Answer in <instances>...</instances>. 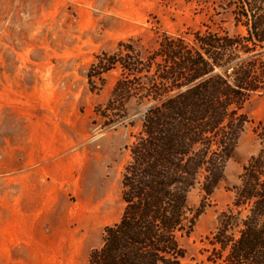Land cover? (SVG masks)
Segmentation results:
<instances>
[{
  "label": "trees",
  "instance_id": "1",
  "mask_svg": "<svg viewBox=\"0 0 264 264\" xmlns=\"http://www.w3.org/2000/svg\"><path fill=\"white\" fill-rule=\"evenodd\" d=\"M209 17L228 14L235 28L161 33L142 52L134 40L94 56L91 91L117 76L99 115L107 125L129 117L121 173L123 209L103 228L87 264H180L183 239L219 185L248 122L244 105L264 93V0H195ZM96 80L99 81L96 85ZM131 104V106H129ZM258 150L242 167L231 204L204 237L196 264H264V120ZM199 189L197 205L189 193Z\"/></svg>",
  "mask_w": 264,
  "mask_h": 264
},
{
  "label": "rangeland",
  "instance_id": "2",
  "mask_svg": "<svg viewBox=\"0 0 264 264\" xmlns=\"http://www.w3.org/2000/svg\"><path fill=\"white\" fill-rule=\"evenodd\" d=\"M211 12L195 0H0V141L12 131L14 115H22V125L29 118L44 117L62 124L71 139L77 136L67 151L79 185L71 195L77 202L76 219L72 212L61 245L53 236L45 255H0V264H87L91 249L101 244L103 228L116 222L123 209L121 173L130 130L125 126L129 117L105 125L99 115L117 72L104 74V84L91 91L88 67L95 55L112 52L128 39L146 52L156 46L161 33L176 35L204 28V23L240 31L228 14L210 18ZM244 111L248 122L219 185L183 239L180 264H196L201 258L204 237L214 229L219 212L231 204L242 167L258 150L254 127L264 120V93L253 94ZM201 196L193 189L190 203L197 205ZM91 199L94 209L89 208Z\"/></svg>",
  "mask_w": 264,
  "mask_h": 264
},
{
  "label": "crops",
  "instance_id": "3",
  "mask_svg": "<svg viewBox=\"0 0 264 264\" xmlns=\"http://www.w3.org/2000/svg\"><path fill=\"white\" fill-rule=\"evenodd\" d=\"M21 116L14 115L12 131L0 141V255H45L51 237L60 246L64 228L68 236L72 212L76 219L71 195L79 185L67 150L77 136L71 139L68 129L46 117L22 125Z\"/></svg>",
  "mask_w": 264,
  "mask_h": 264
}]
</instances>
